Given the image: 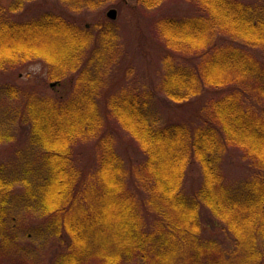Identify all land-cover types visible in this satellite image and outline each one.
I'll return each mask as SVG.
<instances>
[{
	"label": "trees",
	"instance_id": "16d2710c",
	"mask_svg": "<svg viewBox=\"0 0 264 264\" xmlns=\"http://www.w3.org/2000/svg\"><path fill=\"white\" fill-rule=\"evenodd\" d=\"M143 1L146 3L149 0ZM197 2L210 11L208 19H184L179 22L168 20L162 22L160 28L167 30L168 35L172 31L171 38L179 34L182 41L204 38L205 35L199 32L200 28L211 32L222 29L231 38L264 50V5L236 0ZM78 30L55 14L14 23L4 19L0 13V45L14 43L17 39L24 41L21 48L23 51L9 53L10 57L2 56L0 62L16 63L19 59L22 62L21 59L35 58L40 52L28 50L29 44L25 43L29 40L39 44L47 42L45 39L52 38L53 34L56 38L61 35L67 37ZM166 41H170L168 37ZM202 69L198 78L196 74L185 72L182 68H173L168 63L165 66L163 92L169 100L179 103L197 96L202 85H236L237 90L230 91L209 106L208 122L214 123L216 127L205 122V125L192 132L183 124L162 125L156 115L147 114L146 104L127 94H119L109 101L113 115L145 155L141 173L144 170L148 179L142 188L148 194L151 193L145 205L148 211L158 217V230L155 231H145V215L148 217V214L140 213L132 194L123 195L124 184L120 177L118 179L120 173L115 174L112 187L107 185L106 192L101 195V198L106 195L112 197L114 193L117 197L110 201L101 199L99 202H90L89 210L82 209L77 186L70 190L67 203L46 201L49 187L54 188L51 199L59 200L63 197L62 191L58 192V189L65 190L66 187L67 144L77 130L73 128L69 134L66 132L71 129L73 122L79 119V130L87 134H94L102 124L88 87L85 98L81 100L83 102L79 104L75 96L56 106L41 103L45 107L41 114L36 117L33 113L36 119L32 120L30 146L44 149L46 140H52L57 135V139L64 145L63 150L45 146L47 155L43 159L44 166L41 165L39 169L40 178H37L34 185V194L27 196L34 197L40 216L46 217L64 210L71 211L73 215L68 216L69 219L64 217L69 223H65L64 219V222L56 220L46 227L53 237L58 230H63L71 240L68 253L62 255L57 264H84L92 258L95 264H264V248H260L259 244L264 239V63L254 60L241 49L215 46ZM225 74L228 78L224 77ZM93 79V75L87 76L88 83ZM87 98L95 108L84 115ZM51 113L54 117L52 119L48 117ZM101 143V169L105 168L107 172L114 167L120 171V160L112 150L110 140L103 138ZM227 147L240 150L249 161V170L252 171L245 180L235 185L226 182L220 169V161ZM192 162L199 165L202 174L201 186L194 197L183 191L185 173ZM5 171L6 168L0 166L1 254L17 245L20 237L12 227L14 223L11 224V211L17 205L16 202L21 201L19 195L11 191L18 180ZM56 174H60V177H56ZM25 179L22 177L20 182ZM199 202L234 237L237 250L228 257L213 255L207 248L205 252L204 245L198 242L201 235ZM108 204H111L113 211ZM110 214L115 215L114 221H108ZM158 231L162 232L155 234Z\"/></svg>",
	"mask_w": 264,
	"mask_h": 264
},
{
	"label": "rangeland",
	"instance_id": "374dc122",
	"mask_svg": "<svg viewBox=\"0 0 264 264\" xmlns=\"http://www.w3.org/2000/svg\"><path fill=\"white\" fill-rule=\"evenodd\" d=\"M236 1L264 5V0ZM0 7L3 18L10 22H29L45 14H55L79 29L67 37L61 35L56 38L53 34L52 38L45 39L47 42L39 44L29 40L25 43L29 44L28 50L40 52L35 58L21 59L22 62L19 59L16 63L0 62V166L6 168L5 172H9V176H15L18 180L11 191L21 199L11 211V224H15L12 227L20 237L9 252L0 253V264H57L58 259L68 253L71 244L68 235L58 230L53 237L46 227L56 220L64 219L65 223H69L66 219L73 216L71 211L40 216L34 197H27L34 194V185L40 178L39 169L45 164L47 154L44 149L52 147L63 150V142L57 139V135L52 140H46L43 149L31 147L29 138L32 120L45 108L41 103L56 106L76 96L79 104L85 98L87 87L102 124L94 134H87L79 130V119L73 122L71 129L66 132L69 134L73 128L77 130L67 144L65 168L69 175H65V190L58 189V192L62 191L63 197L51 199L54 188L49 187L46 201L67 203L70 190L77 186L82 209L89 210L90 202H99L101 199L110 201L117 197L114 193L112 197L105 194L101 198V195L106 192L107 185L112 187L115 174L120 173L118 179L120 177L124 184L123 195L132 194L140 213L148 214V217L145 215V231L158 230L157 215L148 211L145 205L151 193L148 194L142 188L148 179L144 170L141 173L145 155L113 115L109 108L110 99L119 94L134 96L146 104L147 114L156 115L162 125L183 124L193 132L195 128L210 123L209 106L230 91L237 90V86L202 85L197 96L184 102H172L163 92L165 66L170 63L173 68H182L200 78L202 66L215 46L241 49L259 63H264V50L231 38L222 29L211 32L200 28L199 32L205 35L204 38L182 41L179 34L171 38L172 31L168 35L167 30L160 28V24L168 20L208 19L210 11L199 5L197 0H149L146 3L143 0H0ZM109 10L116 12L115 19L107 16ZM104 28L107 29L104 31ZM167 37L170 43L166 41ZM22 42L17 39L14 43L0 45V57L23 51ZM52 57L53 60H50ZM89 74L94 76L90 83L87 82ZM224 77L228 78V75ZM85 104L83 112L87 115L95 107L89 104L88 98ZM52 116V113L48 115L51 119L54 118ZM210 124L216 127L214 123ZM103 138L110 140L112 150L120 160V171L114 167L107 172L105 168L101 169ZM220 169L229 185L245 180L252 172L249 170V161L234 147L226 148ZM22 177H26V181L21 183ZM56 177H60V174H56ZM201 183L199 165L192 162L185 173L184 193L194 197ZM152 197H155L154 193ZM198 204L201 232L198 242L204 245L205 252L207 248L213 255L228 257L233 254L237 250L234 237L201 202ZM26 205L29 207L25 208ZM114 220L115 215L110 214L108 221ZM259 244L260 248H264V239ZM84 264H95V260L92 258Z\"/></svg>",
	"mask_w": 264,
	"mask_h": 264
},
{
	"label": "water",
	"instance_id": "95a60500",
	"mask_svg": "<svg viewBox=\"0 0 264 264\" xmlns=\"http://www.w3.org/2000/svg\"><path fill=\"white\" fill-rule=\"evenodd\" d=\"M115 11L114 10H109L107 12V16L110 18V19H115Z\"/></svg>",
	"mask_w": 264,
	"mask_h": 264
}]
</instances>
